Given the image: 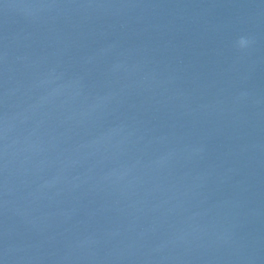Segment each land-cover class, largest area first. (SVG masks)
Masks as SVG:
<instances>
[{
    "label": "water",
    "instance_id": "water-1",
    "mask_svg": "<svg viewBox=\"0 0 264 264\" xmlns=\"http://www.w3.org/2000/svg\"><path fill=\"white\" fill-rule=\"evenodd\" d=\"M0 264H264V0H0Z\"/></svg>",
    "mask_w": 264,
    "mask_h": 264
},
{
    "label": "clouds",
    "instance_id": "clouds-1",
    "mask_svg": "<svg viewBox=\"0 0 264 264\" xmlns=\"http://www.w3.org/2000/svg\"><path fill=\"white\" fill-rule=\"evenodd\" d=\"M238 43H239V45H240L241 47H243L244 44H245V41H244L243 39H241Z\"/></svg>",
    "mask_w": 264,
    "mask_h": 264
}]
</instances>
